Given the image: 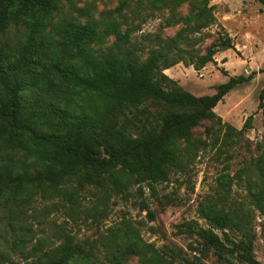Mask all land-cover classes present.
I'll list each match as a JSON object with an SVG mask.
<instances>
[{
    "label": "trees",
    "instance_id": "obj_1",
    "mask_svg": "<svg viewBox=\"0 0 264 264\" xmlns=\"http://www.w3.org/2000/svg\"><path fill=\"white\" fill-rule=\"evenodd\" d=\"M187 1L152 0L175 8ZM255 1L264 7V0ZM190 2L185 18L189 25L172 40H159L143 60L130 51L122 52L131 30H122L113 18L84 22L64 18L47 30V18L57 0H0V32L10 27L26 30L18 49L9 52L0 45V220H7L5 229L12 236L10 248H0V264L12 254L25 264H126L132 256L146 264H172L133 230L126 233L123 248L113 245V240L103 241V248H82L68 235L55 248H42L41 239L32 248H24L35 235L24 217L26 206L36 198L64 194L72 200L75 192L63 190L72 181L90 183L107 177L115 181V187L120 186L119 176L131 182L162 181L178 142L203 121L226 127L227 136L231 131L242 136L251 127L252 115L235 131L213 111L236 84L251 75L230 77L213 94L195 96L162 73L178 61L198 69L212 61L216 52L232 47L224 33L197 58L191 50L176 47L175 42L188 40V33L215 22L208 0ZM110 36L114 49L95 48ZM263 94L264 89L259 107ZM256 147L258 155L250 168L245 167L250 172L246 208L199 204L198 214L207 227L194 220L186 223L185 231L202 240L191 248L212 247L219 260L231 255L243 264H261L252 254L250 226L253 210H258L263 216L264 248V141Z\"/></svg>",
    "mask_w": 264,
    "mask_h": 264
},
{
    "label": "rangeland",
    "instance_id": "obj_2",
    "mask_svg": "<svg viewBox=\"0 0 264 264\" xmlns=\"http://www.w3.org/2000/svg\"><path fill=\"white\" fill-rule=\"evenodd\" d=\"M190 1L175 8L169 2L152 0H57L56 9L47 18L46 29L52 30L64 18L82 22L113 18L122 30H131L130 41L122 52L130 51L144 60L159 40L168 42L178 30L189 25L185 18L191 11ZM208 4L212 5L215 22L188 33V40L175 42L176 47L191 50L197 58L223 33L230 38L232 47L216 52L212 61L198 69L178 61L162 73L195 96L213 94L230 77L251 75L249 80L236 84L213 109L221 123L229 124L235 131L252 115L251 127L242 136L232 131L227 136L226 127L201 122L186 139L178 142L165 178L159 182H131L126 176L118 177L121 182L118 187L107 177L90 183L72 181L63 188L65 192H75L72 200L64 194L36 198L25 208L24 218L32 224L35 235L26 241L24 248H32L36 239L44 241L42 248H55L66 235L82 248H103L105 240H113V245L123 248L126 233L133 230L172 264H243L231 255L219 260L212 247L191 248L202 240L185 228L190 220L207 227L198 214L199 204L218 207L225 203L246 208V178L250 172L245 167L250 168L251 160L259 153L257 143L264 141V94L259 107V95L264 89V7L255 0H208ZM25 32L23 27L0 32V45H5L9 52L18 49ZM113 41L110 36L95 48L114 49ZM249 180L255 181L252 176ZM262 220L259 211L253 210L252 254L264 264ZM6 226L7 220L1 219L0 248H10L12 236ZM224 231L232 234L229 229ZM215 232L222 234L220 230ZM3 264H25V260L12 254ZM126 264L146 263L132 256Z\"/></svg>",
    "mask_w": 264,
    "mask_h": 264
}]
</instances>
